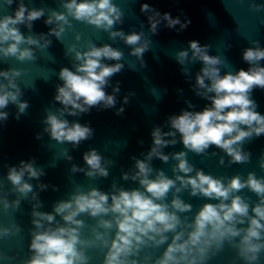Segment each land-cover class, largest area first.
<instances>
[{"label": "clouds", "instance_id": "1", "mask_svg": "<svg viewBox=\"0 0 264 264\" xmlns=\"http://www.w3.org/2000/svg\"><path fill=\"white\" fill-rule=\"evenodd\" d=\"M13 3L14 0H3L7 7ZM59 5L63 11L47 10L44 19V24L50 26L47 33L25 35L21 32L20 26L31 32L33 22L46 15L44 8H29L23 0H19L13 14L0 16V60H36L37 49L51 46L49 37L61 40L66 29L72 28L71 18L107 32L112 40H121L130 48L129 55L140 62V67H146L143 56L149 51L151 40L143 31L125 33L116 28L123 23L124 13L113 0H59ZM249 10L264 11V4H249ZM140 12L147 18L151 35H156L161 25L179 33L191 23L182 9L180 15L173 17L169 12L161 13L150 4L142 3ZM75 39L80 40L79 33ZM251 43V47L242 51V60L248 68L223 74L221 68L226 64L225 59L210 55V45L190 40L186 49L175 52L174 59L188 80L192 77L187 65L202 64L190 88L197 97L210 103L194 111L190 109L195 106L185 100L187 109L167 116L162 125H153L149 149L140 154L142 158L132 156L133 165L121 171V179L137 183L136 188L125 189L115 183L109 192L98 188L85 192L77 188L69 199L55 202L51 212L39 211L42 202L38 191L49 187L39 182L45 175L43 168L36 166L35 158L20 160L16 165L5 164V179L12 191L25 199L31 193L33 228L30 229L29 258L24 264H88L91 257L86 250L89 248L107 249L103 264H148L149 261L151 264H207L225 243L236 251L244 264H258L264 253V176L250 171L246 178L240 174L217 177L194 167L187 159L189 152L217 156L216 151L209 153L214 147L229 158V166L250 161L251 153L245 150V143L264 135V114L257 111L258 105L252 98L255 89L264 90V66L261 65L264 47L258 40ZM84 47L86 50H80L77 44L67 47L65 55L72 54V67L59 70L58 79L62 83L55 86L53 97L60 107L55 112L46 111L41 121L42 133L57 143L71 144L73 149L92 139L94 129L88 123L70 122L66 116L79 117L93 108L114 109L115 115L122 116L124 106L134 95L127 93L117 107L120 82L113 85L111 78L125 67L119 62L124 56L120 49L109 44L97 46L91 40ZM20 75L16 69L0 70V123L7 122L9 113L5 109L9 105L16 108V120L30 107L29 102L22 99L23 92L16 83ZM109 87L111 93L106 91ZM177 91L183 94L182 89ZM42 133H36L35 138L41 139ZM178 140L185 150L164 151L175 146ZM63 155L67 161L73 159L67 150ZM82 159L84 167L72 164L70 172H80L89 178L109 176L107 165L112 161L106 160L97 149L90 148L82 154ZM154 159L163 163L175 161L171 165L172 176L154 169ZM218 163L225 164L224 156L219 157ZM258 164L264 170V153ZM29 180L37 181L38 191H34ZM52 188L57 190L55 186ZM245 189L255 194L257 200L241 195ZM185 191L191 197H203L216 203H204L189 220L181 215L190 213L193 207L181 198L180 194ZM0 204L5 211L18 209L21 199L9 201L5 194L0 196ZM81 214L96 219L91 238H82L85 222L78 218ZM20 230L18 225L0 227V238L15 235ZM165 244L162 254L155 259L149 255H145L143 261L137 259L145 249H158Z\"/></svg>", "mask_w": 264, "mask_h": 264}]
</instances>
